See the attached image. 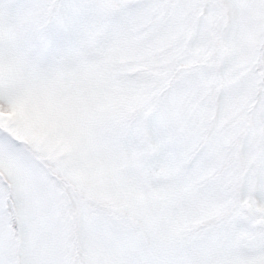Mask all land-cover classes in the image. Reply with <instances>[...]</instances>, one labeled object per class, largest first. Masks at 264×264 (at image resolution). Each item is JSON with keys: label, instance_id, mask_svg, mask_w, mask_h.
Returning a JSON list of instances; mask_svg holds the SVG:
<instances>
[{"label": "snow or ice", "instance_id": "6c2138e0", "mask_svg": "<svg viewBox=\"0 0 264 264\" xmlns=\"http://www.w3.org/2000/svg\"><path fill=\"white\" fill-rule=\"evenodd\" d=\"M0 264H264V0H0Z\"/></svg>", "mask_w": 264, "mask_h": 264}]
</instances>
